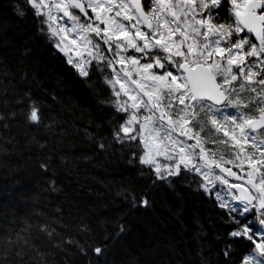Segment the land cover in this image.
I'll list each match as a JSON object with an SVG mask.
<instances>
[{
	"label": "snow or ice",
	"instance_id": "snow-or-ice-1",
	"mask_svg": "<svg viewBox=\"0 0 264 264\" xmlns=\"http://www.w3.org/2000/svg\"><path fill=\"white\" fill-rule=\"evenodd\" d=\"M0 264H264V0H0Z\"/></svg>",
	"mask_w": 264,
	"mask_h": 264
},
{
	"label": "trees",
	"instance_id": "trees-1",
	"mask_svg": "<svg viewBox=\"0 0 264 264\" xmlns=\"http://www.w3.org/2000/svg\"><path fill=\"white\" fill-rule=\"evenodd\" d=\"M166 215H167V209L161 206H157L156 209L154 210V214L152 218L155 217L164 218Z\"/></svg>",
	"mask_w": 264,
	"mask_h": 264
}]
</instances>
